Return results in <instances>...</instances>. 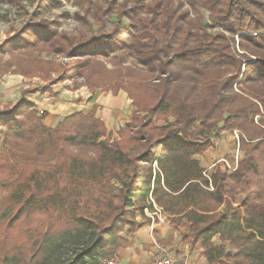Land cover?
<instances>
[{
	"label": "trees",
	"instance_id": "trees-1",
	"mask_svg": "<svg viewBox=\"0 0 264 264\" xmlns=\"http://www.w3.org/2000/svg\"><path fill=\"white\" fill-rule=\"evenodd\" d=\"M64 1L84 26L93 15L98 31L69 36L58 30L68 13L33 16L0 55L47 48L79 58L63 79L87 75L99 56L118 54V66L131 59L141 70H118L125 83L105 91H125L136 111L113 140L91 113L50 127L25 97L0 106V222L22 237L0 264L114 259L153 203L174 226L189 225L183 241L200 243L209 264H264V0H127L118 12L114 0L94 11L90 0H41L36 8ZM235 130L236 170L204 176L197 156Z\"/></svg>",
	"mask_w": 264,
	"mask_h": 264
},
{
	"label": "rangeland",
	"instance_id": "rangeland-1",
	"mask_svg": "<svg viewBox=\"0 0 264 264\" xmlns=\"http://www.w3.org/2000/svg\"><path fill=\"white\" fill-rule=\"evenodd\" d=\"M40 1L41 0H0V45L9 37H12L14 33L13 30L20 28L22 25L30 21L33 16L37 20H53L55 15L65 12L68 13L70 16L61 23L58 30L61 32H65L69 36L72 35L76 37L81 31H84L85 35L89 36L92 33H96L99 29V21L95 20L93 15L89 17L90 26H84L79 22L76 17V13L79 12V8L75 6L72 1L68 3L64 1L62 3V6L57 7L52 11L39 12L36 7ZM111 1L113 0H90V4L93 5V11L95 8H101L104 10L105 8L109 7ZM114 1H116L117 3L116 8H114L118 12V10L120 9L118 5L125 3L127 0ZM131 3L132 0H128V6L131 5ZM122 21L125 23L128 22L125 18H122ZM234 39L236 42V47H238L239 38L235 36ZM238 52L242 53V51L240 50ZM117 55L118 54H114L109 57L99 56L97 57V60H91L90 66L87 67L84 72L87 73V75L89 74L91 78L90 81L92 83L99 85V92L105 91V89H110L108 87L116 88L117 86H123L118 84H124L126 80L121 81V79L117 75L118 70L119 73L121 70V72H124V74L128 70H134L137 72L141 70V68H139L136 62L131 59H128L126 63L118 66L117 60L112 59V57H115ZM251 58L254 59L255 57L251 56ZM81 62L82 61L79 58L71 57L66 53L55 52L54 50L47 48H42L40 51H38L37 49H32L31 51L21 50L18 52H14L12 56L9 54H1L0 103L2 102L6 104L5 106L8 108L13 107L19 101L20 93L23 91L20 88L21 85L23 86L27 83L33 84L34 86H37L39 84H60L69 87V89L72 88L74 90L80 86H85L89 90V85H87L88 82H86L87 75L77 78H62L64 76L62 72L63 70H69L72 67H75L76 65L80 64ZM48 71L51 72L48 73ZM27 74H29L30 76H26ZM135 76H139V80H144L147 77L146 74L143 72ZM25 80H28L30 82H25ZM150 81H152V79H150ZM13 82H17L16 85L19 86V88H16L15 85H10V83ZM121 127H119L117 130L115 129L116 127L113 129L109 127L110 130L106 127L108 129V133L111 134L113 140L119 139L118 132L121 130ZM239 136V132L235 130L233 132L224 133L223 137L220 140L215 141V155H218L219 152L223 153L224 155L221 159H217L216 163L213 164L211 167L204 168V172H206L207 175L210 176L211 173H213L214 171L216 172L217 170H220L222 172H233L236 170L238 162L243 157V153L239 150ZM202 156H197V159L200 161L199 157L201 158ZM209 191L213 192L214 187L213 190ZM3 195L6 196L7 193L4 192ZM243 195L244 193L238 194L237 199H239ZM233 206H236V204H233ZM153 208L154 207L152 206V209ZM157 209L159 208L157 207ZM159 210L161 211V209ZM161 213L164 218L163 221L161 222L160 220L155 219L154 222L165 223L168 220L167 216L162 211ZM137 221L139 222L138 217ZM5 228V223L1 221L0 258L7 253L6 249L10 247V244L15 243L17 240H20L22 238L19 227L13 231H5ZM3 234L7 235L8 237H5ZM216 239H218V237H215L213 241L215 242ZM216 242H218V240ZM199 245L200 243H198V246ZM13 252L14 250L8 251V253L10 254H13ZM114 261L116 260L114 259Z\"/></svg>",
	"mask_w": 264,
	"mask_h": 264
},
{
	"label": "crops",
	"instance_id": "crops-1",
	"mask_svg": "<svg viewBox=\"0 0 264 264\" xmlns=\"http://www.w3.org/2000/svg\"><path fill=\"white\" fill-rule=\"evenodd\" d=\"M16 84L17 82L10 83L19 88ZM20 88L23 90L20 98L25 97L35 105L38 112L45 113L46 124L50 127L55 126L67 114L77 111L91 113L103 121L108 129L116 127L117 130L130 121L135 111L131 100L122 90L117 93L96 91L91 94L85 86L74 90L60 84L34 86L30 83L21 85ZM5 105L0 103L1 107ZM215 150V147L211 148L204 156L199 157L203 168L211 167L217 159L223 157L224 154L220 152L215 155ZM138 220L140 225L134 233L127 236L125 246L114 258L115 264H154L159 257L158 245H164L175 257L177 264H209L202 256L201 245L190 247L189 243L183 241V237L189 233V225L174 226L168 220L165 223L151 222L146 216H138Z\"/></svg>",
	"mask_w": 264,
	"mask_h": 264
},
{
	"label": "built area",
	"instance_id": "built-area-1",
	"mask_svg": "<svg viewBox=\"0 0 264 264\" xmlns=\"http://www.w3.org/2000/svg\"><path fill=\"white\" fill-rule=\"evenodd\" d=\"M204 176L209 177L206 172H204ZM208 190H213L211 183L209 184ZM153 207V209L144 210L145 216L153 222L155 219H158L162 222L164 218L161 211L157 209L154 203ZM157 251L159 253V257L155 260L154 264H177L175 257L168 252L164 245H158ZM99 264H115V261L111 258H102L99 260Z\"/></svg>",
	"mask_w": 264,
	"mask_h": 264
}]
</instances>
